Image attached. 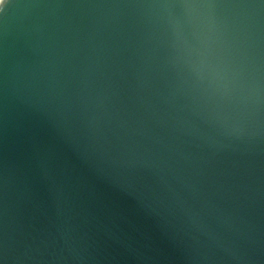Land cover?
<instances>
[{"label": "water", "instance_id": "95a60500", "mask_svg": "<svg viewBox=\"0 0 264 264\" xmlns=\"http://www.w3.org/2000/svg\"><path fill=\"white\" fill-rule=\"evenodd\" d=\"M0 264H264V0H0Z\"/></svg>", "mask_w": 264, "mask_h": 264}]
</instances>
